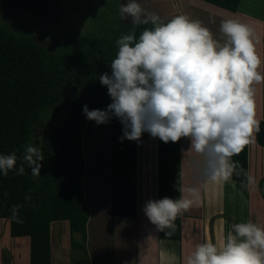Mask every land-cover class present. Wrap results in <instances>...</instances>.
Segmentation results:
<instances>
[{
  "label": "trees",
  "instance_id": "obj_1",
  "mask_svg": "<svg viewBox=\"0 0 264 264\" xmlns=\"http://www.w3.org/2000/svg\"><path fill=\"white\" fill-rule=\"evenodd\" d=\"M203 1L230 12H236L241 2ZM112 25L115 28L109 36L77 37L57 42L52 49L0 27V154L16 151L21 157L23 146L32 143L33 130L43 113H52L56 122L38 145L44 156L40 177L34 178L27 165L23 175H17L15 170L7 176L0 174V219L9 222L11 237L29 238V264H49L50 224L56 221L68 224L71 264H89L83 136L92 121L83 114V106L89 110L107 109L112 99L99 76L111 73L110 63L118 51L116 40L132 32L138 38L145 28L153 27L150 22L122 23L118 19ZM109 129L111 214L135 219L137 140L124 138V124L114 116L109 119ZM254 136L257 145L264 148V81L262 118ZM156 161V200L181 198L180 140L164 143L156 137ZM231 161L238 167L229 180L246 183L247 145ZM19 165L20 160L17 168ZM25 196L31 200L26 201ZM17 204L21 205L22 223L11 218V208ZM180 222L181 213L171 227L157 228L159 238L179 241Z\"/></svg>",
  "mask_w": 264,
  "mask_h": 264
},
{
  "label": "clouds",
  "instance_id": "obj_2",
  "mask_svg": "<svg viewBox=\"0 0 264 264\" xmlns=\"http://www.w3.org/2000/svg\"><path fill=\"white\" fill-rule=\"evenodd\" d=\"M140 12L136 0L121 4L123 17L131 15L134 23L150 22L153 27L138 38L132 32L116 40L111 73L99 76L112 102L106 110L84 105L83 114L98 125L118 118L128 140H139L144 132L164 143L188 138L190 148L217 165L211 178L228 180L238 167L231 158L250 143L254 127L258 130L253 85L264 81L259 71L264 62L252 29L234 19L222 20L220 31L227 40L221 44L198 20L178 15L164 23L154 13L141 18ZM23 147L21 157L16 151L0 154V174L15 170L23 175L27 165L34 178L41 176V149L32 143ZM191 203L164 197L148 201L144 212L163 230ZM20 207L11 208V218L18 223ZM232 229L222 249L212 243L198 245L187 264H264V228L245 222Z\"/></svg>",
  "mask_w": 264,
  "mask_h": 264
},
{
  "label": "crops",
  "instance_id": "obj_3",
  "mask_svg": "<svg viewBox=\"0 0 264 264\" xmlns=\"http://www.w3.org/2000/svg\"><path fill=\"white\" fill-rule=\"evenodd\" d=\"M158 3L159 0H153L149 4ZM170 4L173 17L184 15L200 21L221 44L227 40L220 31L222 20L234 19L248 25L252 29L256 52L262 60L264 4L261 5L259 0L248 3L241 0L236 12L203 0H171ZM131 22L134 21L125 23ZM259 71L262 74V64ZM253 87L255 120L258 124L262 118V81ZM255 129L247 144V182L244 184L229 180L235 184L231 185L222 177L212 179V171L217 167L215 162L190 148L188 138L180 139L181 198L189 199L192 203L181 212L179 241L159 238L157 226L150 222L144 212L146 203L156 200L157 174L156 138L144 132L136 145L135 219L111 214L110 177L107 179V190L98 181L83 185L88 209L86 234L89 264H187L198 245L212 243L222 249L231 232L226 230L225 222L216 217L225 208L227 186H240L241 198L246 204L247 222L264 228V148L255 141ZM193 189L194 192L190 191ZM29 250V238L11 237L9 222L0 219V264H29ZM49 257V264H71L70 234L65 221L50 224Z\"/></svg>",
  "mask_w": 264,
  "mask_h": 264
},
{
  "label": "rangeland",
  "instance_id": "obj_4",
  "mask_svg": "<svg viewBox=\"0 0 264 264\" xmlns=\"http://www.w3.org/2000/svg\"><path fill=\"white\" fill-rule=\"evenodd\" d=\"M145 1L136 0L141 9V18L152 13L163 20L173 18L171 0H159L155 5L149 4L153 0L148 3ZM248 1L253 0H246V3ZM127 2L128 0H0V27L15 35L30 37L44 48L52 49L57 42L65 43L77 37L83 38L91 34L98 35V38L109 36L115 28L112 23L117 19L122 23L134 21L131 15L123 17L120 14L121 4ZM259 3L263 5L264 0H259ZM55 123L52 113H43L40 123L33 130L32 144L38 147L42 135L51 130ZM97 132H100L99 135ZM101 136L103 142H100ZM83 156V185L98 181L107 190V179L110 177L109 121L99 125L92 121L86 128ZM227 181L235 185L229 179ZM241 195L240 186H227L225 208L216 217L225 222L227 231L233 232V224L247 222L246 204Z\"/></svg>",
  "mask_w": 264,
  "mask_h": 264
},
{
  "label": "bare ground",
  "instance_id": "obj_5",
  "mask_svg": "<svg viewBox=\"0 0 264 264\" xmlns=\"http://www.w3.org/2000/svg\"><path fill=\"white\" fill-rule=\"evenodd\" d=\"M98 133V132H97ZM100 133V132H99ZM101 140H100V142H103V137L101 136V138H100Z\"/></svg>",
  "mask_w": 264,
  "mask_h": 264
}]
</instances>
